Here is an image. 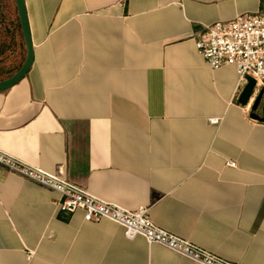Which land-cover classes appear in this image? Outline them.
<instances>
[{"label":"crops","instance_id":"crops-1","mask_svg":"<svg viewBox=\"0 0 264 264\" xmlns=\"http://www.w3.org/2000/svg\"><path fill=\"white\" fill-rule=\"evenodd\" d=\"M13 4L0 8V78L26 58ZM25 4L34 62L0 93V151L121 209L146 207L229 262L264 264V122L239 103L237 70L212 69L195 47L264 0ZM58 201L0 166V264H197Z\"/></svg>","mask_w":264,"mask_h":264},{"label":"built area","instance_id":"built-area-1","mask_svg":"<svg viewBox=\"0 0 264 264\" xmlns=\"http://www.w3.org/2000/svg\"><path fill=\"white\" fill-rule=\"evenodd\" d=\"M195 47L212 69L234 67L241 84H246L247 77H250L255 81L256 94L264 90V12L243 13L231 20L213 23L196 37ZM253 99H250L249 106ZM209 123L218 125L220 119L211 118ZM228 165L236 166L233 162ZM0 166L57 193V208L62 213L81 212L87 223L112 221L123 228L127 240L143 237L149 245H160L197 264H235L156 226L146 207L134 211L121 209L97 199L61 175L45 173L2 151ZM33 255L28 252V258Z\"/></svg>","mask_w":264,"mask_h":264},{"label":"water","instance_id":"water-1","mask_svg":"<svg viewBox=\"0 0 264 264\" xmlns=\"http://www.w3.org/2000/svg\"><path fill=\"white\" fill-rule=\"evenodd\" d=\"M14 1L26 47V58L24 63L16 73H14L9 78L0 81V93L8 91L16 84L20 83L29 73L34 62V49L25 0ZM254 89L255 81L252 78L247 77V83L245 84L239 96V103L243 106H248L250 104V99L254 98L250 105V117L259 122H264V90L262 89L256 94Z\"/></svg>","mask_w":264,"mask_h":264},{"label":"rangeland","instance_id":"rangeland-1","mask_svg":"<svg viewBox=\"0 0 264 264\" xmlns=\"http://www.w3.org/2000/svg\"><path fill=\"white\" fill-rule=\"evenodd\" d=\"M13 0H0V8L2 7V8H4V7H6V8H10V9H13ZM6 11V10H5ZM7 13V12H6ZM4 15V14H3ZM6 15H8V14H6ZM3 17H6V16H3ZM8 17V16H7Z\"/></svg>","mask_w":264,"mask_h":264},{"label":"trees","instance_id":"trees-1","mask_svg":"<svg viewBox=\"0 0 264 264\" xmlns=\"http://www.w3.org/2000/svg\"><path fill=\"white\" fill-rule=\"evenodd\" d=\"M262 3H263V0H262ZM17 70H18V68H15V69L11 70V71L7 74V76L1 77V78H0V81H1V80H5L6 78H9V77L12 76Z\"/></svg>","mask_w":264,"mask_h":264}]
</instances>
